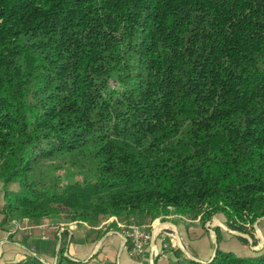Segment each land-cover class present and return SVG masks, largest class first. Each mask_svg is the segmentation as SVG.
<instances>
[{
  "label": "trees",
  "instance_id": "obj_1",
  "mask_svg": "<svg viewBox=\"0 0 264 264\" xmlns=\"http://www.w3.org/2000/svg\"><path fill=\"white\" fill-rule=\"evenodd\" d=\"M82 149L87 184L63 186L59 164L35 169ZM0 180L5 222L224 214L252 237L264 217V0H0ZM66 240L54 262L30 252L7 264H101L66 255ZM170 264H264V246Z\"/></svg>",
  "mask_w": 264,
  "mask_h": 264
},
{
  "label": "crops",
  "instance_id": "obj_2",
  "mask_svg": "<svg viewBox=\"0 0 264 264\" xmlns=\"http://www.w3.org/2000/svg\"><path fill=\"white\" fill-rule=\"evenodd\" d=\"M18 187V183L10 185L11 189ZM5 203L3 183L0 180V264L22 259L30 252L36 253L46 261L54 262L59 256V247L63 237L67 239L66 255L75 259L88 260L95 254L94 260L113 261L117 264H170L172 260L182 259L189 255L188 253L186 255L178 246V242L187 247L190 253L201 261L210 260L217 247H221L223 250L233 249L232 251L239 255H251L255 250L260 249L264 243V217L259 218L258 222L253 224V229H249V232L254 234L257 239H259L258 237L262 238V244L260 241L259 244L253 245L249 233H246L248 235L246 237L239 234L243 232L219 229L217 238L216 231H213L211 227L203 226L199 218L188 222L185 221L189 220L186 217L170 214L164 218L170 216L177 218L179 216L180 219L177 221L174 218L165 221H146L144 225H150V230L153 231L154 228H157V232L159 229L162 230L158 232L159 235L157 234L151 239L144 253L131 255L120 232L113 230L110 231L109 235L107 233L108 236L105 235L101 238L102 247L97 252L96 249L100 247L94 236L97 231L66 228L65 236L64 224L57 227L55 224H51L49 219L47 222L45 219L33 221L27 217H19L5 222V214L2 212ZM164 218L162 217V219ZM213 219L219 220L215 216ZM241 237L247 238L249 242L242 241ZM164 242H167L170 247L169 259L154 257V249L161 251ZM179 249L181 250L180 253H178Z\"/></svg>",
  "mask_w": 264,
  "mask_h": 264
},
{
  "label": "rangeland",
  "instance_id": "obj_3",
  "mask_svg": "<svg viewBox=\"0 0 264 264\" xmlns=\"http://www.w3.org/2000/svg\"><path fill=\"white\" fill-rule=\"evenodd\" d=\"M112 89L119 90L118 84L115 83L114 81H111V83H110V90H112ZM90 157H91V155L88 151H85L84 149L76 150L70 154L67 153L64 156H57V157L54 156V157L42 159L38 164L35 165V169H37L38 171H44V170L46 171L47 169H50V167L53 168V167H55V165L59 164L58 166H56L57 170L55 171V175H59L60 181H61L63 186H66V184L68 182L69 183H71V182L75 183L76 181L79 184L84 185V184H87L88 181H90V179H93L92 177L89 176L90 170L93 167V164H92L93 159ZM81 204H82V207H78V209H80L79 210L80 212L85 213V208H84L85 206H83L85 203L82 201ZM71 213L72 212H70L69 209H66V211H63L57 217H51L50 216V217H46L44 219L47 222L50 220L51 224H55V226H57V227L62 226L60 224H64V230L65 231H66V228H69L72 230H79L80 229L82 231H84V230L85 231H97L96 235L92 234L95 236V241H97L98 244L100 245V247L96 249L97 252L102 247L101 246L102 245L101 244V238L103 236L107 235V233L109 235L110 231H112V230L113 231H119L121 233L123 230L127 229L130 225H141L142 226L146 223L144 221L128 222L127 220L117 218L116 216L106 217V216H102V215L99 217V220L97 222H90V221H84V220H72L71 219V215H72ZM214 216L217 217L219 220H217V219L214 220L213 219ZM214 216H212V218L207 220L205 224L201 223V221H200V223L203 224V226H207L208 228L211 227L213 229V231L214 230L216 231V233L219 231V229H223V231H229V229L232 231H237V230L230 228L225 223L224 214H219V215H214ZM173 218L176 221H177V219H180L179 216H177V218L170 216V217H167L164 219L157 218V219H155V221L156 220L165 221V220H169V219L172 220ZM188 219L189 220H185V219H183V220L188 221V222H192L191 220H195V219H192L190 217ZM58 221H59V223L57 224ZM113 221L116 222L115 227H111V225H113L112 224ZM155 221H153V222H155ZM253 224H249L247 227L249 229H253ZM218 236H219V234L217 233V238H218ZM171 237L173 238V236H171ZM64 238L65 237L62 238V243H61V246L59 247V253L63 250L62 245L64 244V242H63ZM258 238L259 239H257L255 237V235L252 234L251 240H252L253 245L259 244L260 241L262 244V240H261L262 238H260V237H258ZM263 246H264V243H263L262 247ZM228 247H229V244H228ZM184 248L187 249V247H184ZM220 249H221V247H220ZM232 250L233 249H227L225 251H232ZM233 252H235V251H233ZM187 253L189 254V255L186 254L188 257H190V255L193 256V254L190 253L189 249H187ZM236 254H238V253H236ZM94 256H95V254L92 257H94ZM154 257H155V254H154ZM130 258H131V256H130ZM160 258H162V257H160ZM93 261H95L97 263L99 262L101 264L106 263V260L105 261L104 260L98 261V260L93 259Z\"/></svg>",
  "mask_w": 264,
  "mask_h": 264
},
{
  "label": "built area",
  "instance_id": "obj_4",
  "mask_svg": "<svg viewBox=\"0 0 264 264\" xmlns=\"http://www.w3.org/2000/svg\"><path fill=\"white\" fill-rule=\"evenodd\" d=\"M153 221H155V219ZM149 226L150 225H130L127 229L120 233L125 244L128 246L131 255H140L144 253L146 248L149 246L151 239L154 238L160 230H162L159 229L157 232V228H154L152 231ZM178 246L187 254V249L184 248L180 242H178ZM169 252L170 247L167 242H164L161 251H155L154 249L155 256L162 257L163 259H169Z\"/></svg>",
  "mask_w": 264,
  "mask_h": 264
},
{
  "label": "water",
  "instance_id": "obj_5",
  "mask_svg": "<svg viewBox=\"0 0 264 264\" xmlns=\"http://www.w3.org/2000/svg\"><path fill=\"white\" fill-rule=\"evenodd\" d=\"M257 222H258V220H257L255 223H257ZM239 234H242L243 236L248 237V235H247L246 233H239ZM217 248H218V247H217ZM217 248H216V249H217ZM215 254H216V251L214 252V254H213V256L211 257V259L214 258ZM190 257L193 258V259L199 260V259H197V258L194 257V256H190ZM211 259H210V260H211Z\"/></svg>",
  "mask_w": 264,
  "mask_h": 264
}]
</instances>
